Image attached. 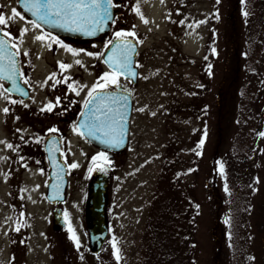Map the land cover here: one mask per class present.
Returning <instances> with one entry per match:
<instances>
[{
    "label": "rangeland",
    "instance_id": "1",
    "mask_svg": "<svg viewBox=\"0 0 264 264\" xmlns=\"http://www.w3.org/2000/svg\"><path fill=\"white\" fill-rule=\"evenodd\" d=\"M113 1L115 20L104 36L85 44L59 40L79 51L74 56L50 38L36 40L46 32L29 23L18 0H0V14L11 17L16 8L24 17L9 19L4 31L26 60L23 80L31 88L23 99L6 92L0 79V264H157L169 230L181 236L190 264H264V138L258 135L264 131V9H254L258 0L253 6L244 0ZM24 27L29 31L21 42ZM117 31H135L142 42L138 81L119 80L134 94L129 144L113 153L73 131L77 116L67 123L62 116L80 111L91 86L111 71L103 55ZM59 62L72 67L62 71ZM52 73L70 79L55 84ZM50 102L56 106L47 111ZM52 127L64 131L68 165H80L68 167L65 226L54 222L55 205L46 198L43 144ZM100 152L111 163L89 172ZM95 173L108 176L110 229L98 254L87 227Z\"/></svg>",
    "mask_w": 264,
    "mask_h": 264
},
{
    "label": "snow or ice",
    "instance_id": "2",
    "mask_svg": "<svg viewBox=\"0 0 264 264\" xmlns=\"http://www.w3.org/2000/svg\"><path fill=\"white\" fill-rule=\"evenodd\" d=\"M23 8L32 13L36 18L40 21H43L45 24L53 25L55 27L66 28L70 31H84L88 35H95L97 30H103L104 25L108 21H113L114 17L111 13V9L116 6L113 3V0H21ZM136 13L140 14L139 6L135 9ZM245 16L248 15L247 12L244 13ZM19 17L20 19H24L19 11L16 8L11 10V17H7L3 14H0V33L3 36L9 37L10 33L8 31H4L9 24V19L14 20ZM218 18V14H217ZM144 23H148L147 20L143 21ZM206 21H199L197 23H205ZM34 28H40V24L36 22V20L29 21ZM179 23L183 24L184 21H180ZM135 26H133L134 28ZM189 28L193 27V25L189 24ZM29 31L27 27L21 29V42L24 34ZM119 43L113 44L112 41H109V44L112 45L111 54L107 56L104 60V63L108 64L111 71L105 72L98 81L91 86L87 95L89 99L84 101L85 108L88 109V112L91 113L90 119L83 122V127L87 129V134L89 136L97 137V133L103 134V143L105 144H116L123 142V136L125 132V111L122 109H126L128 98L126 96L116 97L111 94L104 95L105 90L111 86L120 87V77L124 76L125 79H133L136 78L137 72L133 68L131 54L135 51L136 44L131 40L127 39L128 37H136L135 31H117L115 33ZM47 38H50L55 43L60 44L61 47L66 48L67 51L71 52L74 56L79 55V51L68 47L67 45L62 44L56 37H52L50 33H46L43 35H38L35 37L38 41H45ZM142 42V41H139ZM6 41L4 39H0V53H3L6 48ZM51 48V44L47 45ZM11 47H15L18 49V45L13 44ZM215 51V49H213ZM18 51L16 53L8 52L7 57L0 56V59L6 58L8 60V64L5 66L0 64V78L7 79L12 81L13 88L18 92L23 93V89H21L16 81L13 79L15 73V63L16 61L13 59L14 56L18 55ZM88 56H93L94 53L88 52L86 53ZM24 55H28L27 52ZM97 56L102 55V53L95 54ZM76 65H81L82 62L77 59L75 61ZM72 67L71 64H66L63 62H59V68L62 71H66ZM136 67H140V65H136ZM56 73H52L48 79L55 80V84H59L61 82L68 83L69 77H64L63 81L55 79ZM27 83V81H25ZM0 87H3L0 85ZM82 87H88L84 85ZM69 88L72 91L76 92V87L74 84H69ZM6 92L11 91V89H5ZM27 95V93H24ZM79 95V92H77ZM12 103H16V101H11ZM97 102H100L99 105ZM22 103V101H21ZM59 103V98H57V104ZM119 104L120 107H113V105ZM56 105L53 103H48L46 106L47 111H52ZM92 106V107H89ZM101 107L104 109L101 115H97V113H101ZM42 111L44 109H41ZM3 111L5 113L8 112V108H4ZM138 111H144V108L138 109ZM82 116H87L88 113H81ZM155 115V113H153ZM50 131H57L56 129H51ZM73 131L77 132L79 135L83 136L85 133L80 131V126H73ZM260 137L264 138V131H261L258 134ZM207 137V131L204 132V138L199 141L197 147L199 149L203 148L205 143V139ZM99 138V137H97ZM8 148H12L13 145L8 144ZM50 151H59V149H50ZM195 151V149H194ZM200 152H197V155H200ZM53 163H56L55 158L52 157ZM98 161H103V164L98 163ZM91 163L93 167L89 168V172L93 171V168L103 171L104 164H110L107 155L105 152H100L97 155L92 157ZM26 167V166H25ZM68 167L75 169L80 167L78 163H72L68 165ZM191 171V170H190ZM220 171L223 172V165H220ZM41 174H43V169H41ZM39 187V186H37ZM51 187L59 193V185H51ZM227 191V188L225 189ZM197 207H199L197 205ZM23 215V213H21ZM68 214L65 213V217L67 218ZM11 219V218H9ZM227 222V221H226ZM21 224H17L14 228L15 231H20ZM69 232L71 233L70 239L74 241L77 249L80 248L79 238L75 234V230L69 225ZM113 247L115 248V259L119 261L121 259L120 249L113 243Z\"/></svg>",
    "mask_w": 264,
    "mask_h": 264
},
{
    "label": "water",
    "instance_id": "3",
    "mask_svg": "<svg viewBox=\"0 0 264 264\" xmlns=\"http://www.w3.org/2000/svg\"><path fill=\"white\" fill-rule=\"evenodd\" d=\"M18 4L22 8L23 11L32 19L36 20L38 24H40L42 27L48 29L49 31L55 33L56 35L60 37H64L66 39L72 40L76 43H86L92 40L93 38L99 36V35H105L111 28V22L108 21L104 27L103 30H97L95 35H88L84 31H70L66 28L61 27H55L53 25L45 24L43 21H40L34 16L32 13L27 12L21 3V0H18ZM111 13L114 17V9H111ZM0 39H4L6 41V48L3 53H0V56L7 57L8 52L16 53L14 47H11V42L9 38L5 37L0 33ZM127 39L131 40L133 43L136 44L135 51L131 54L132 58V64L134 70L137 72L136 78L131 79L132 82H136L138 79V67H136V56L139 50V46L137 43V40L133 37H128ZM113 44L119 43L117 38H114L112 40ZM112 51V45L109 44L107 47L103 60L107 58L108 55L111 54ZM13 59L16 61L15 63V73L13 79L16 81L17 85L23 89L22 92L16 91L15 88H13L12 81L5 80L8 84L6 86V89H11V93L20 95L23 98H28L30 96V90L25 85V83L21 79V71L19 67V60L17 55L13 57ZM0 64L7 65L8 60L6 58L0 59ZM108 67L109 65L106 64ZM110 68V67H109ZM24 93H27L25 95ZM111 94L116 97L126 96L128 98L127 101V107L126 109H122L125 111V132L123 136V142L116 144H105L103 143V134L97 133V137L89 136L87 134V129L83 127V122L90 119L91 113L88 112V109L85 108V105L83 107L82 113H88L87 116H80L77 122V126H80V131H83L85 134L84 136L94 145H96L99 148L107 149V150H122L126 147L128 140H129V133H130V123H131V115H132V107H133V100H132V94L130 91L126 90L124 87L120 86L116 88H108L105 90L104 95ZM89 99V98H88ZM100 102H97L99 105ZM92 107V106H89ZM113 107H120L119 104L113 105ZM104 109L101 107V113H97V115H101L103 113ZM50 149H59V151H50ZM44 150L46 153V158L48 160L49 164V181L47 185V191H46V198L51 202L55 204H61L66 201V195H67V186H68V174H67V166L65 161L62 158V140L59 133H51L49 134L44 142ZM52 157L55 158L56 163H53ZM59 185V193H57L51 185ZM107 203H108V177L104 173H96L92 177L90 184H89V190H88V199H87V225H88V231H89V241H90V247L93 250V252L98 253L103 248V245L108 237L109 234V227L107 222ZM53 215H54V222L56 224L65 225V220L63 216V210L61 206H56L53 209Z\"/></svg>",
    "mask_w": 264,
    "mask_h": 264
},
{
    "label": "trees",
    "instance_id": "4",
    "mask_svg": "<svg viewBox=\"0 0 264 264\" xmlns=\"http://www.w3.org/2000/svg\"><path fill=\"white\" fill-rule=\"evenodd\" d=\"M245 4H249L250 6L255 5V1L257 0H244ZM259 4L257 6H254V9H264V0H258ZM243 7V6H242ZM244 8V7H243ZM241 9V7L239 8ZM254 15V13L251 14L250 19L248 20L251 22V17ZM169 239L164 238V242L162 247H158V258H157V264H190L188 259V253L184 249V246L182 245L181 236L178 235H171L169 230ZM159 243L162 242V237L158 236ZM161 244V243H160Z\"/></svg>",
    "mask_w": 264,
    "mask_h": 264
},
{
    "label": "flooded vegetation",
    "instance_id": "5",
    "mask_svg": "<svg viewBox=\"0 0 264 264\" xmlns=\"http://www.w3.org/2000/svg\"><path fill=\"white\" fill-rule=\"evenodd\" d=\"M116 5V4H115ZM115 20V19H114ZM44 30V29H43ZM45 31V30H44ZM46 33H50V32H48L47 30L45 31ZM51 34V36L52 37H56L58 40H62V38H59L58 36H55V35H53L52 33H50ZM20 61H21V64L22 63H24V64H26L25 62H26V60L25 61H22L21 59H20ZM11 95H13V94H11ZM19 97V96H18ZM133 99H134V94H133ZM80 110H81V108H80ZM79 112L80 111H76L74 108H72V112L71 113H65L64 114V116H62V121H66V123L67 122H69V121H71L75 116H78L79 115ZM52 128H57V127H52ZM51 128V129H52ZM60 133H61V135H63V133H64V131L63 130H61L60 129Z\"/></svg>",
    "mask_w": 264,
    "mask_h": 264
}]
</instances>
